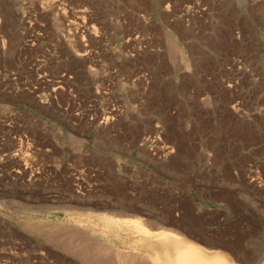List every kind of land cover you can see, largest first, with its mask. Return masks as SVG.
Wrapping results in <instances>:
<instances>
[{
	"label": "rangeland",
	"instance_id": "rangeland-1",
	"mask_svg": "<svg viewBox=\"0 0 264 264\" xmlns=\"http://www.w3.org/2000/svg\"><path fill=\"white\" fill-rule=\"evenodd\" d=\"M188 206L264 264V0H0V264H155L116 219Z\"/></svg>",
	"mask_w": 264,
	"mask_h": 264
},
{
	"label": "bare ground",
	"instance_id": "bare-ground-1",
	"mask_svg": "<svg viewBox=\"0 0 264 264\" xmlns=\"http://www.w3.org/2000/svg\"><path fill=\"white\" fill-rule=\"evenodd\" d=\"M185 23L188 24V22H185ZM238 64L241 65L240 63H238ZM238 67L235 70L238 71ZM232 68H231V70L233 71ZM239 68L241 69V67H239ZM227 69H229V68H227ZM240 74H241V72H240ZM238 77H240V76H238ZM238 77H236V78H238ZM227 80L231 81L230 79H227ZM226 84H227V82H226ZM235 84H237V83H235ZM223 85L224 84H222V86ZM228 86L230 87V85H228ZM116 221L118 222V224H121L122 227L124 225H127V224H129L133 227V230L132 231L130 230L131 235L130 236L128 235L126 237V238L131 239V242H130L131 248H133L135 246V247H139L141 250H148L150 253V258L153 259L155 264H233V262L231 263V261L227 260V258L219 252L214 254L215 256H213L212 258L208 257V255H211V254H209L205 251L197 250L196 248H194V246H192L191 244L186 242L185 238H184L185 240H183V238H181V236H179L177 233H175L176 231L174 232L170 229H165L161 226L157 227V228H149L145 224V222L142 223L143 220L139 217H135V216L131 217V216L124 215V216L118 217L116 219ZM132 237H134V241H132ZM103 250L104 249L98 248V249H95L94 251L98 252V251H103ZM78 251H80V250H78ZM75 252H76V250H75ZM127 254L125 257L132 258L131 255L127 256ZM130 261H129V263H130Z\"/></svg>",
	"mask_w": 264,
	"mask_h": 264
},
{
	"label": "crops",
	"instance_id": "crops-1",
	"mask_svg": "<svg viewBox=\"0 0 264 264\" xmlns=\"http://www.w3.org/2000/svg\"><path fill=\"white\" fill-rule=\"evenodd\" d=\"M171 196L173 197L175 195L171 194ZM178 208L179 205L177 204V202H173V204H171L170 207L171 214L173 213L175 214ZM185 213H186L185 217L182 216V218H185V222L187 225L185 226L184 229H182L183 232H178L174 229H170L174 232L176 231L175 233L181 236L183 240L186 239L185 241L191 244L192 246H194V248H196L197 250L205 251L211 254L208 255V257L211 258L215 256L214 254L218 253L219 251H237L234 246L229 245L225 247L223 244L222 245L220 244L219 236L214 233L216 231L211 227V223L207 221L210 220V218L212 217L205 215V213L199 211V209H197V207L195 206L186 207ZM124 215H130V214L126 213ZM132 241H134V237H132ZM221 247L224 249H221ZM132 249L135 251L141 250L139 247H135V246ZM143 251H148V250H143ZM227 260L229 259L227 258Z\"/></svg>",
	"mask_w": 264,
	"mask_h": 264
}]
</instances>
